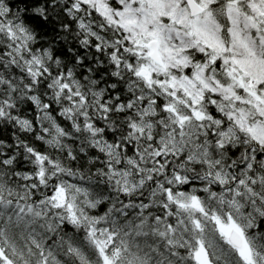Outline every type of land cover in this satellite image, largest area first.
<instances>
[{
    "label": "snow or ice",
    "instance_id": "6c2138e0",
    "mask_svg": "<svg viewBox=\"0 0 264 264\" xmlns=\"http://www.w3.org/2000/svg\"><path fill=\"white\" fill-rule=\"evenodd\" d=\"M0 264H264V0H0Z\"/></svg>",
    "mask_w": 264,
    "mask_h": 264
}]
</instances>
